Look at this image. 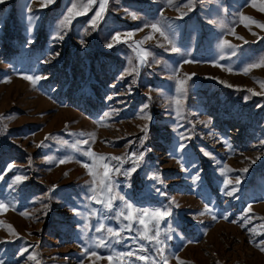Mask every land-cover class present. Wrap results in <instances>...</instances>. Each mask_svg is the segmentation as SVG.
Wrapping results in <instances>:
<instances>
[{"label":"rangeland","instance_id":"obj_1","mask_svg":"<svg viewBox=\"0 0 264 264\" xmlns=\"http://www.w3.org/2000/svg\"><path fill=\"white\" fill-rule=\"evenodd\" d=\"M44 3H0L3 264H164L158 247L167 264H264V67L243 72L264 57V29L241 19L264 23V0H191V12L186 0H104L94 28L98 3ZM72 3L89 10L61 29ZM222 40L239 46L235 55ZM178 80L187 88L179 113L171 103ZM85 139L81 150L71 147ZM88 148L97 178L99 157H122L108 163L124 171L131 153L143 152L130 178L112 173L113 194L135 207H171L163 245L124 230L122 201L106 211L89 199ZM16 175L27 179L14 183ZM238 177V191L226 195L224 181ZM100 223L120 231L121 242L97 233ZM128 251L150 259L121 255Z\"/></svg>","mask_w":264,"mask_h":264},{"label":"snow or ice","instance_id":"obj_2","mask_svg":"<svg viewBox=\"0 0 264 264\" xmlns=\"http://www.w3.org/2000/svg\"><path fill=\"white\" fill-rule=\"evenodd\" d=\"M5 2V0H0V3ZM54 0H45V3L41 5V7H46L48 4L53 3ZM170 2V0H169ZM99 4V10L96 11L95 15L91 18V25L93 28L95 27L97 20L101 18L102 12L104 10V0H88V5L92 4ZM186 3L189 5L188 7V12H191L193 10V7L191 6V0H186ZM84 10L79 11L77 10V4L72 3L71 7L67 8V13L63 15V19L60 22L59 27L61 29H66L69 27L72 19H74L76 16H81L85 15L86 12L89 10L87 5H84ZM260 11H264V8L259 9ZM188 12H184L181 14V16L178 17V19H182L183 16H186ZM133 18H136L135 15L133 14ZM31 19V18H30ZM241 19L243 20H250L253 24H257L258 27L261 29H264V23L257 22L254 18L248 17L246 15L242 16ZM221 27H224L223 24L220 25ZM146 27H148L146 25ZM151 29L154 32H157L160 34V36L164 37L165 39H169L168 35L166 34V30L162 29L161 26H159L157 23H153L150 25ZM129 36L132 34L129 33ZM120 37V33H116L112 39L114 41H117ZM57 38H62L59 34L57 33ZM242 39V38H241ZM27 43L31 44L34 43V40H28L26 41ZM108 48H112L113 44L109 43L107 45ZM219 47L223 50L224 48H230L232 49V55L236 54V49L239 47L237 45H232L230 41L228 40H222L220 42ZM170 51L172 52H179L180 49L177 47H171ZM149 53L145 51L144 56L142 58V63L147 62V56ZM223 58V57H222ZM260 62H250L247 66L243 68V72L247 74L250 69L253 68H258V67H264V57L257 58ZM189 61H185V63H188ZM231 71V69H228ZM24 79L30 80L33 83H35L37 80L44 79L45 77H40V76H24ZM185 81L184 80H178L176 83L175 87V94L171 98V103L175 105V109L177 113H179L180 108L182 106V101L181 97L186 95L187 88L185 87ZM231 86V85H229ZM111 99V97H110ZM145 107H147L145 105ZM111 113H105L104 117H110ZM83 135V134H82ZM47 139V137H46ZM65 144H67V141H64ZM89 141L87 139L78 141L76 143H73L71 147L74 150H81L80 146L81 145H87ZM261 144H264V141H261ZM181 149L185 148L184 144L180 145ZM207 154V153H205ZM82 155L85 157H89L92 159V164L89 163H83V167L89 170V175L93 177V180L91 184L89 185V199L95 203L101 205V207L106 210V211H112L114 207H116V200H120L123 202L125 211H121L119 213V216L122 217L124 220L127 221V223L124 225V230H127L129 232L135 230L136 232L139 233V239L146 240L149 243H155L157 245H163L164 241L160 239L161 232H160V225L162 223H167L170 216H171V207H154V208H149V207H135L131 202H129L125 197L123 196H116L114 195V186L112 182V173L116 172L119 173L120 175L125 176L126 178H130L133 173L137 171L138 168V162L143 158V152H141L138 156L136 153H131V156L135 157L136 159L133 161V166L130 169L121 171L119 167L112 168L109 166L108 161L109 160H115V161H121L122 157L120 156H110V157H104L101 156L99 157L100 160L104 161L101 165L103 168V174L102 176L98 177V174L96 171L93 170L94 165L97 163V154H95L90 148L87 150H82ZM259 158V157H257ZM66 161L64 159H61L59 163L63 164ZM8 170H11L14 165L9 164ZM242 171L247 172V168L243 169ZM155 178V177H154ZM27 179L26 176L23 175H16L14 177V183H22ZM241 183L240 178L238 177L235 180V183L233 184L232 181L226 179L224 181L225 188H228L229 185H232L230 190L226 192V195L228 196H233L235 193L238 191V186ZM6 207L5 204L0 203V209H4ZM77 214L76 211L74 210V215ZM227 219V217H224ZM85 228L88 227V225L84 226ZM95 231L97 233L107 231V233L116 239V242L119 243L121 242V233L120 231H117L113 229L112 227H107L105 224L100 223L97 227H95ZM132 239H136L137 237H131ZM170 238V237H167ZM99 240V245L100 246H107V241L103 238H98ZM144 246L141 245L139 251H143ZM264 250V249H262ZM26 251V249L24 250ZM158 254H160L161 259L164 261V264H167V260L164 259L163 257V252L164 248L163 247H158L157 248ZM23 254V252L21 253ZM91 255L95 256L96 253H90ZM121 255H124L126 257H133L135 256L137 259L142 260V261H148L150 258L144 255H138L137 251H128L126 253H122ZM30 259H33L34 257H29ZM109 261L112 260V257H108ZM0 264H3V261L0 260Z\"/></svg>","mask_w":264,"mask_h":264}]
</instances>
